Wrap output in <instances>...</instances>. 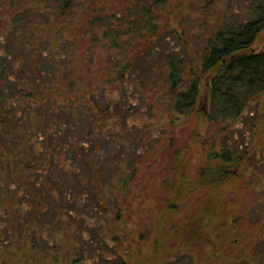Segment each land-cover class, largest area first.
Wrapping results in <instances>:
<instances>
[{
    "label": "trees",
    "instance_id": "obj_1",
    "mask_svg": "<svg viewBox=\"0 0 264 264\" xmlns=\"http://www.w3.org/2000/svg\"><path fill=\"white\" fill-rule=\"evenodd\" d=\"M171 1L124 0L121 7L108 9L104 0H0V23L4 18L3 26L0 24V205L8 201L12 205L9 214L18 204L23 207L21 203L57 209L52 202L59 195L67 204L60 208L58 202L60 210L95 215L106 210L107 204L120 207L119 193L124 195L130 189L136 165L122 168L126 174L117 182L101 185L95 179L101 165L106 168L103 162L112 156L116 165L124 164L126 148L117 149L122 148L120 140L115 136L112 143L114 137L112 141L109 138L114 134L110 131L100 136V125L89 106V118L82 115L78 94L83 77L73 58L77 49L74 39L79 33L91 50L101 46L108 54L105 84L118 82L123 86L130 75L148 87L150 80L142 78L134 67L135 56L154 51L162 60L159 81L167 86L165 100L171 110L221 121L225 132L242 128L237 126L240 122L248 126L252 142L264 138V109H257L264 97V0H174V8L173 3L168 11ZM240 1L248 17L234 21L231 13H237ZM161 11L174 15L177 25L162 21ZM80 19L82 26L77 23ZM64 29L70 34L64 35ZM56 95L64 97L61 104ZM201 97L205 106L199 105ZM130 98L103 104L100 119L122 116L128 122L134 106ZM60 113L70 119L68 124L59 118ZM102 139L108 146L97 154ZM139 139L134 138L133 143ZM234 147V154L224 143L219 150L208 152V163L200 169L190 192H199L200 197L205 188L212 192L201 197V206L191 218L201 216L202 206L207 215H215L220 187L242 176L241 163L253 166L249 148L241 149L240 143ZM178 153L174 173L183 186L186 174L181 172L178 159L183 152ZM262 187V210L254 200L242 202L244 207L232 217L225 241L231 256L234 244L244 246L234 257L251 264H264V238H254L253 234L247 238L242 223L257 216L264 225ZM14 218L10 228L20 240L30 230V219L24 227ZM194 230L197 236L204 232L202 228ZM260 231L264 233V226Z\"/></svg>",
    "mask_w": 264,
    "mask_h": 264
},
{
    "label": "rangeland",
    "instance_id": "obj_2",
    "mask_svg": "<svg viewBox=\"0 0 264 264\" xmlns=\"http://www.w3.org/2000/svg\"><path fill=\"white\" fill-rule=\"evenodd\" d=\"M122 2L124 0H104L108 9L116 5L121 7ZM173 3L174 0L168 11ZM242 5L243 2L237 4V13H231L234 21L247 20L248 11ZM218 6L221 7L222 3ZM168 11L160 12L162 21L177 25V19ZM77 23L82 26L83 20H77ZM63 32L66 36L69 33L66 29ZM81 36L79 33L74 39L77 49L73 58L83 77V87L78 94L82 115L85 120L89 118L86 109L89 106L100 125V136L110 131L114 135L109 140L114 137L112 143H115L117 136L122 147L117 149L126 148L124 151L127 152L124 164L116 165L115 156L103 162L106 168L101 165V172L95 179L101 185L117 182L122 174H126L122 168L125 170L133 165H136L135 175L128 193H119L121 206L107 204L106 210L95 215L60 210L67 204L65 197L59 195L54 196L52 202L57 209L43 210L32 202L21 203L23 207H18V204L17 210L10 214L12 205L2 201L0 264H251L249 260H236L234 257L243 251L241 248L244 246L238 248L234 244L232 248L236 250L231 251V256L225 241L232 217L244 207L242 202L254 200L255 206L259 205L262 210L259 194L264 186V138L252 142L248 126H242L240 122L237 126L242 128L225 132L221 121L208 120L194 113L182 115L171 110L165 100L166 85L159 81L162 60L154 51L135 56L134 67L142 78L150 80L148 87L141 86L140 79L133 75H127L129 79L123 86L118 82L105 84L104 73L110 64L109 56L101 46L91 50L86 38ZM127 96H131L130 102L134 104L129 110L128 122L122 116V120L118 116L100 119L99 110L103 104L109 101L121 103ZM55 97L61 104L64 97ZM66 98L70 96L66 94ZM202 98L199 105L205 106L206 100ZM257 109H264V97ZM59 118L67 124L70 120L64 113H60ZM134 138L141 141L133 143ZM223 143L231 148L232 154L237 150L234 147L236 143L241 144V149L249 148L253 166L241 163L239 172L242 176L220 187L216 200L220 206L215 215H207L203 210L206 207L202 206L201 216L193 219L191 214L201 206V197L210 196L212 190L203 189L204 194L200 197L199 192H190V187L200 169L208 163V152L214 148L219 150ZM107 146L108 142L102 139L95 152L102 153ZM178 152H183L178 158L181 172L186 174L183 186L174 173V158ZM249 181L255 184L249 185ZM13 218L24 223V227H28L26 220L30 219V230L20 240L10 228ZM256 218L254 216L242 223V231L247 238L252 234L254 238L257 235L264 238L260 231L264 225ZM253 224L258 225L256 229L252 228ZM195 227L202 228L204 232L197 236Z\"/></svg>",
    "mask_w": 264,
    "mask_h": 264
}]
</instances>
